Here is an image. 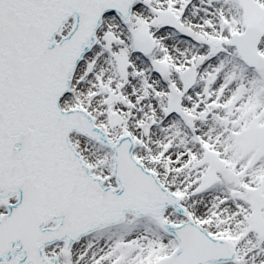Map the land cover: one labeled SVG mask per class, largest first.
Instances as JSON below:
<instances>
[{"label": "snow or ice", "instance_id": "snow-or-ice-1", "mask_svg": "<svg viewBox=\"0 0 264 264\" xmlns=\"http://www.w3.org/2000/svg\"><path fill=\"white\" fill-rule=\"evenodd\" d=\"M0 264H264V0H0Z\"/></svg>", "mask_w": 264, "mask_h": 264}]
</instances>
